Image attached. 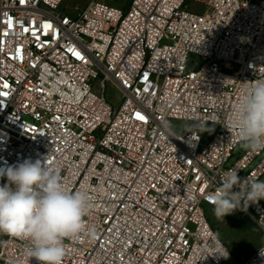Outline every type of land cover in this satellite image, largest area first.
Here are the masks:
<instances>
[{"label":"built area","instance_id":"2783aa9c","mask_svg":"<svg viewBox=\"0 0 264 264\" xmlns=\"http://www.w3.org/2000/svg\"><path fill=\"white\" fill-rule=\"evenodd\" d=\"M260 78L264 0H0V170L48 156L88 194L95 236L66 239L63 264H264L207 217L228 169L264 181V151L227 129ZM246 212L264 232V199ZM0 235V264H40Z\"/></svg>","mask_w":264,"mask_h":264},{"label":"clouds","instance_id":"9594fccd","mask_svg":"<svg viewBox=\"0 0 264 264\" xmlns=\"http://www.w3.org/2000/svg\"><path fill=\"white\" fill-rule=\"evenodd\" d=\"M243 84L229 113L227 129L235 133L243 148L264 151V78ZM2 177L7 183L0 185V234L25 241L24 255L28 259L63 264L66 239L95 236L94 228L85 221L90 211L88 194L69 191L48 156L25 159L0 170ZM220 179L209 197L218 220L236 210L246 211L249 204L264 199V181L241 179L236 168L225 171ZM234 187L239 191H233ZM221 255L227 258V250Z\"/></svg>","mask_w":264,"mask_h":264},{"label":"rangeland","instance_id":"374dc122","mask_svg":"<svg viewBox=\"0 0 264 264\" xmlns=\"http://www.w3.org/2000/svg\"><path fill=\"white\" fill-rule=\"evenodd\" d=\"M90 0H71L72 4L80 7L85 6ZM116 7H122L125 0H104ZM192 6L203 10L200 3H192ZM108 98L113 104L119 102L118 95L109 91ZM173 126L184 128L185 122L174 121ZM243 148V147H242ZM207 217L212 227L217 231L220 238L230 246L237 260L242 261L251 255L264 243V232L261 227L252 220L246 211L236 210L226 215L224 219H217L213 214V207H207ZM0 235V239H2Z\"/></svg>","mask_w":264,"mask_h":264}]
</instances>
